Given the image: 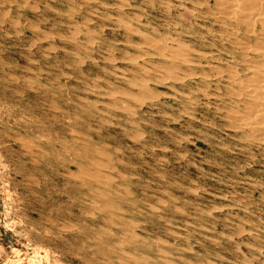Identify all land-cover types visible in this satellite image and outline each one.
Segmentation results:
<instances>
[{"label": "rangeland", "instance_id": "rangeland-1", "mask_svg": "<svg viewBox=\"0 0 264 264\" xmlns=\"http://www.w3.org/2000/svg\"><path fill=\"white\" fill-rule=\"evenodd\" d=\"M209 1L0 0V264H264V147Z\"/></svg>", "mask_w": 264, "mask_h": 264}, {"label": "bare ground", "instance_id": "bare-ground-1", "mask_svg": "<svg viewBox=\"0 0 264 264\" xmlns=\"http://www.w3.org/2000/svg\"><path fill=\"white\" fill-rule=\"evenodd\" d=\"M91 1V0H90ZM103 1V0H102ZM105 1H107V0H105ZM125 1V0H124ZM200 1V0H199ZM206 1V0H205ZM214 1V5H215V7H226V10H223L222 12L223 13H221L220 12V14H221V16L220 17H217V20H219V24L221 25V26H223V27H226V29L229 27V26H231V29L230 30H228V31H224L225 32V34H226V41H228V44H229V48H230V50L229 51H227L226 53H227V55L229 56V60H232V62H233V64H235V66H237V64H238V66H240L241 67V71L239 72H237V73H231V75H230V77L228 78V80H230V82L232 83V84H234L235 85V88H234V91H232L233 93H235V94H233V95H236L237 97H240L241 98V103H242V105H243V112L241 113V115H239V117H238V124L239 125H237V128L238 129H248L249 130V133L250 134H252V133H254V132H256L257 130H258V132H259V137L258 136H248L249 137V139L248 138H246L245 137V139H247V140H249V141H251V142H253L254 144H255V146H257V147H259L260 145H262L263 147H264V0H231V1H229V2H224L223 0H213ZM226 1H228V0H226ZM62 2V1H61ZM111 2V1H110ZM119 2V1H118ZM129 2V1H128ZM139 2V1H138ZM186 2V1H185ZM195 2V1H194ZM202 2V1H201ZM208 2H210L209 0H208ZM66 3V2H65ZM165 2H163V4H164ZM179 3V2H178ZM34 4V3H33ZM55 4V3H54ZM119 4V3H118ZM156 4V3H155ZM167 4V3H166ZM179 4H181V3H179ZM192 4V3H191ZM204 4H205V2H204ZM208 4V3H207ZM114 5V4H113ZM173 5V4H172ZM184 5V4H183ZM194 5H197V4H194ZM211 5H212V3H211ZM30 6V5H29ZM58 6H60L59 4H58ZM67 6V5H66ZM94 6V5H93ZM155 6H157V5H155ZM39 7V6H38ZM61 7V6H60ZM164 7V6H163ZM196 7V6H195ZM37 8V7H36ZM58 8V7H57ZM98 8V7H97ZM102 8V7H101ZM117 8V7H116ZM143 8V7H142ZM161 8V7H160ZM159 8V9H160ZM167 8V7H166ZM209 8H210V6H209ZM208 8V9H209ZM32 9H34V8H32ZM37 9H39V8H37ZM100 9V8H99ZM112 9V8H111ZM162 9V8H161ZM168 9V8H167ZM207 9V11H209ZM220 9V10H219ZM218 10L219 11H221V8H219ZM105 10V9H104ZM131 10V9H130ZM164 10V9H163ZM169 10V9H168ZM178 10H180V9H178ZM178 10H176V11H178ZM193 10L195 11V8H193ZM198 10V9H197ZM196 10V11H197ZM201 10V9H200ZM206 10V9H205ZM108 11V10H107ZM158 11V10H157ZM161 11V10H160ZM185 11V10H184ZM195 11V12H196ZM204 11V10H203ZM217 11V10H216ZM141 12V11H140ZM169 12V11H168ZM187 12V11H186ZM201 12V11H200ZM205 12V11H204ZM215 12V11H214ZM214 12H212V13H210V14H213ZM127 13V12H126ZM134 13H135V11H134ZM149 13H151L150 11H149ZM173 13V12H172ZM178 13V12H177ZM209 12H207L206 14H208ZM218 13V12H217ZM19 14V13H18ZM49 14H51V13H49ZM115 14H116V12H115ZM118 14V13H117ZM156 14H158V13H156ZM156 14H154V15H156ZM168 14V13H167ZM182 13H180L179 15H181ZM197 14V13H196ZM206 14H204V15H206ZM209 14V15H210ZM53 15V14H52ZM57 15V14H56ZM137 15H139V14H137ZM191 15V14H190ZM193 15H195V14H193ZM214 15V14H213ZM27 16V15H26ZM32 16V15H31ZM48 16V15H47ZM200 16V15H199ZM44 17V16H43ZM42 17V18H43ZM52 17V16H51ZM166 17H167V15H166ZM197 17V16H196ZM195 17V18H196ZM10 18V17H9ZM90 18V17H89ZM161 18V17H160ZM177 18V17H176ZM180 18V17H179ZM194 18V17H193ZM200 18V17H199ZM57 19V18H56ZM75 19V18H74ZM80 19V18H79ZM166 19V18H165ZM173 20H174V18H172ZM178 19V18H177ZM208 19V18H207ZM216 19V18H215ZM17 20H19V19H17ZM17 20H16V23H17ZM37 20H39V19H37ZM65 20V19H64ZM63 20V21H64ZM91 20H92V17H91ZM93 20H95V19H93ZM128 20V19H127ZM182 20V19H181ZM11 21H13V20H11ZM15 21V20H14ZM58 21V20H57ZM61 21V20H60ZM78 21H80V20H78ZM171 21V20H170ZM175 21H177V20H175ZM189 21V20H188ZM191 21H193V20H191ZM212 21V20H211ZM40 22V21H39ZM67 22H69V20H67ZM210 22V21H209ZM10 23V22H9ZM82 23V22H81ZM164 23V22H163ZM168 23V22H167ZM182 23V22H181ZM195 23V22H194ZM216 23H217V21H216ZM18 24H19V22H18ZM124 24H126V23H124ZM172 24V23H171ZM176 24H178V23H176ZM187 24V23H186ZM189 24V23H188ZM196 24H198V23H196ZM206 24V23H205ZM84 25V24H83ZM106 25V24H105ZM175 25V24H174ZM183 25V24H182ZM33 26V25H32ZM37 26V25H36ZM59 26V25H58ZM85 26V25H84ZM96 26V25H95ZM181 26V25H180ZM184 26H186V25H184ZM33 27H35V26H33ZM46 27H48V26H46ZM65 27H67V26H65ZM83 27V26H82ZM91 27H93V26H91ZM111 27V26H110ZM182 27V26H181ZM192 27V26H191ZM204 26H202V28H203ZM206 27H207V25H206ZM31 28V27H30ZM89 28V27H88ZM103 28V27H102ZM184 29H187V28H184ZM193 29V28H192ZM197 29V28H196ZM211 29V28H210ZM47 30V29H46ZM64 30V29H63ZM74 30V29H73ZM86 30V29H85ZM84 30V31H85ZM142 30H144V29H142ZM181 30H182V28H181ZM122 31V30H121ZM158 31V30H157ZM201 31V30H200ZM220 31V30H219ZM218 31V32H219ZM47 32V31H46ZM59 32V31H58ZM64 32V31H63ZM62 32V33H63ZM203 32V31H202ZM208 32V31H207ZM220 32H222L223 33V30L222 31H220ZM220 32H219V34H220ZM44 33V32H43ZM57 33V32H56ZM180 33V35H181V33H183V32H179ZM241 33V34H240ZM46 34V33H45ZM112 34V33H111ZM161 34V33H160ZM173 34V33H172ZM186 34V33H185ZM204 34V33H203ZM53 35H54V33H53ZM107 35V34H106ZM129 35V34H128ZM178 35V34H177ZM202 35V34H201ZM209 35V34H208ZM36 36V35H35ZM83 36V35H82ZM164 36V35H163ZM203 36V35H202ZM220 36V35H219ZM31 37H32V35H31ZM39 37V36H38ZM113 37V36H112ZM183 37V36H182ZM204 37V36H203ZM81 38V37H80ZM121 38V37H120ZM163 38V37H162ZM170 38H172V37H170ZM179 38V37H178ZM197 38V37H196ZM83 39H85V38H83ZM106 39V38H105ZM118 39V38H117ZM161 39V38H160ZM165 39V38H164ZM167 39H169V38H167ZM217 39V38H216ZM86 40V39H85ZM84 40V41H85ZM96 40V39H95ZM115 40V39H114ZM159 40V39H158ZM192 40V39H191ZM190 40V41H191ZM211 40V39H210ZM210 40H209V42H210ZM55 41V40H54ZM123 41V40H122ZM126 41V40H125ZM153 41H155V40H153ZM161 41V40H160ZM167 41V40H166ZM193 41V40H192ZM208 41V40H207ZM223 41V40H222ZM38 42H40V41H38ZM93 42V41H92ZM110 42V41H109ZM127 42V41H126ZM140 42V41H139ZM188 42V41H187ZM196 42V41H195ZM212 42H213V40H212ZM216 42V41H215ZM184 43V42H183ZM182 43V45H185V43L183 44ZM211 43V42H210ZM209 43V44H210ZM49 44V43H48ZM61 44V43H60ZM73 44H75V43H73ZM127 44V43H126ZM163 44V43H162ZM165 44V43H164ZM199 44H200V42H199ZM34 45V44H33ZM45 45V44H44ZM66 45V44H65ZM139 45V44H138ZM215 45V44H214ZM221 45V44H220ZM156 46V45H155ZM154 46V47H155ZM218 46V45H217ZM107 47V46H106ZM159 47V46H158ZM161 47V46H160ZM162 47H164V46H162ZM183 47V46H182ZM186 47H188V46H186ZM197 47V46H196ZM224 47V46H223ZM223 47H220V48H223ZM227 47V46H226ZM57 48V47H56ZM71 48V47H70ZM94 48V47H93ZM120 48V47H119ZM127 48V47H126ZM145 48V47H144ZM155 48H157V47H155ZM79 49V48H78ZM102 49H105V48H102ZM150 49V48H149ZM189 49H192L191 47L189 48ZM228 49V48H227ZM42 50V49H41ZM44 50V49H43ZM141 51H142V49H140ZM188 50V49H187ZM186 50V51H187ZM193 50V49H192ZM199 50V49H198ZM221 50V49H220ZM138 51V50H137ZM183 51V50H182ZM39 52V51H38ZM75 52V51H74ZM159 52V51H158ZM168 52V51H167ZM173 52H175V51H173ZM173 52H171V53H173ZM201 52V51H200ZM218 52V51H217ZM61 53H63V52H61ZM107 53H110V52H107ZM184 53V52H183ZM212 53V52H211ZM53 54V53H52ZM119 54V53H118ZM131 54V53H130ZM209 54V53H208ZM75 55V54H74ZM107 55V54H106ZM134 55V54H133ZM163 55V54H162ZM179 55V54H178ZM185 55V54H184ZM67 56V55H66ZM145 56V55H144ZM149 56V55H148ZM180 56V55H179ZM200 56V58H202V59H205V56L206 55H204V54H200L199 55ZM106 57H110V55L109 56H106ZM111 57H112V55H111ZM141 57V56H140ZM167 57V56H166ZM172 57V56H171ZM210 57V56H209ZM225 57H227V56H225ZM99 58V57H98ZM101 58V57H100ZM103 58V57H102ZM131 58H133V57H131ZM174 58V57H173ZM179 58V57H178ZM182 58H185V56L184 57H182ZM54 59V58H53ZM69 59V58H68ZM91 59V58H90ZM141 59V58H140ZM216 59V58H215ZM218 59V58H217ZM216 59V60H217ZM43 60V59H42ZM45 60V59H44ZM76 60V59H75ZM133 60V59H132ZM221 60V59H220ZM88 61V60H87ZM133 61H135V60H133ZM172 61V60H171ZM180 61V60H179ZM184 61V60H183ZM186 61H188V60H186ZM198 61V60H197ZM34 62H36V61H34ZM48 62V61H47ZM57 62H59V61H57ZM67 62V61H66ZM81 62V61H80ZM79 62V63H80ZM226 62V61H225ZM78 63V62H77ZM135 63V62H134ZM169 63H171V62H169ZM194 63H196V62H194ZM199 63V62H198ZM202 63V62H201ZM212 63V62H211ZM214 63V62H213ZM48 64V63H47ZM63 64V63H62ZM132 64V63H131ZM206 64V63H205ZM216 64V63H215ZM40 65V64H39ZM117 65H119V64H117ZM116 65V66H117ZM218 65V64H217ZM37 66V65H36ZM35 66V67H36ZM43 66V65H42ZM69 66V65H68ZM122 66V65H121ZM173 66V65H172ZM209 66V65H208ZM228 66H229V64H228ZM227 66V67H228ZM44 67V66H43ZM130 67V66H129ZM168 67V66H167ZM218 67H220V66H217V68H216V66H215V68H216V70L218 69ZM225 67V66H224ZM125 68V67H124ZM172 68V67H171ZM174 68V67H173ZM181 68V67H180ZM184 68V67H183ZM44 69V68H43ZM82 69V68H81ZM88 69V68H87ZM86 69V70H87ZM112 69V68H111ZM126 69V68H125ZM168 69H170V68H168ZM48 70V69H47ZM49 70H51V69H49ZM180 70V69H179ZM214 70V69H213ZM225 70V69H224ZM237 70V69H236ZM57 71V70H56ZM112 71V70H111ZM130 71V70H129ZM194 71V70H193ZM54 72V71H53ZM60 72V71H59ZM62 72V71H61ZM114 72V71H113ZM134 72V71H133ZM136 72V71H135ZM168 72H173V71H168ZM204 72V71H203ZM211 72V71H210ZM217 72V71H216ZM218 72H220V71H218ZM224 72V71H223ZM228 72V71H227ZM173 73H175V72H173ZM190 73H191V70H190ZM205 73H207V72H205ZM45 74V73H44ZM61 74V73H60ZM79 74V73H78ZM82 74V73H81ZM93 74V73H92ZM103 74V73H102ZM117 74V73H116ZM115 74V75H116ZM151 74V73H150ZM194 74V73H193ZM199 74V73H198ZM197 74V75H198ZM8 75V74H7ZM31 75V74H30ZM36 75V74H35ZM46 75V74H45ZM128 75V74H127ZM130 75H132V74H130ZM129 75V76H130ZM182 75V74H181ZM203 75V74H202ZM205 75V74H204ZM203 75V76H204ZM214 75V74H213ZM227 75V74H226ZM29 76V75H28ZM78 76V75H77ZM118 76H120V75H118ZM124 76V75H123ZM126 76V75H125ZM128 76V77H129ZM179 76V75H178ZM207 76V75H206ZM41 77V76H40ZM113 77V76H112ZM172 77H174V76H172ZM171 77V78H172ZM181 77V76H180ZM183 77V76H182ZM193 77V76H192ZM210 77V76H209ZM108 78V77H107ZM141 78V77H140ZM202 78V77H201ZM44 79V78H43ZM129 79V78H128ZM143 79V78H142ZM149 79V78H148ZM147 79V80H148ZM177 79V78H176ZM183 79V78H182ZM192 79V78H191ZM190 79V80H191ZM204 79V78H203ZM64 80V79H63ZM116 80V79H115ZM122 80V79H121ZM163 80V79H162ZM181 80V79H180ZM189 80V79H188ZM196 80V79H195ZM216 80V79H215ZM74 81V80H73ZM93 81V80H92ZM104 81V80H103ZM127 81V80H126ZM197 81V80H196ZM227 81V80H226ZM226 81H225V83H226ZM35 82V81H34ZM61 82H62V80H61ZM65 82V81H64ZM163 82V81H162ZM174 82H175V80H174ZM199 82H202V81H199ZM91 83V82H90ZM131 83V82H130ZM141 83H143V82H141ZM189 83V82H188ZM191 83V82H190ZM223 83V82H222ZM72 84V83H71ZM77 84V83H76ZM117 84V83H116ZM168 84V83H167ZM192 84V83H191ZM204 84V83H203ZM207 84V83H206ZM41 85H43V84H41ZM56 85V84H55ZM69 85V84H68ZM103 85V84H102ZM126 85V84H125ZM127 85H129V84H127ZM137 85V84H136ZM152 85V84H151ZM39 86V85H38ZM43 86H45V84L43 85ZM183 86V85H182ZM207 86V85H206ZM224 86V85H223ZM31 87V86H30ZM159 87V86H158ZM222 87V86H221ZM217 88V87H216ZM215 88V89H216ZM32 89V88H31ZM108 89H110V88H108ZM162 89V88H161ZM196 89V88H195ZM198 89H199V87H198ZM218 89V88H217ZM138 90V89H137ZM151 90V89H150ZM178 90H179V88H178ZM194 90V89H193ZM200 90V89H199ZM104 91V90H103ZM183 91H185V89L183 90ZM191 91V90H190ZM226 91V90H225ZM132 92H134L133 91V89H132ZM161 92V91H160ZM205 92V91H204ZM208 92V91H207ZM215 92V91H214ZM47 93V92H46ZM117 93V92H116ZM145 93H146V91H145ZM184 93V92H183ZM188 93H190L189 91H188ZM222 93V92H221ZM119 94V93H118ZM128 94V93H127ZM132 94V93H131ZM170 94V93H169ZM186 94H187V92H186ZM205 94V93H204ZM212 94V93H211ZM215 94V93H214ZM228 94H230V93H228ZM227 94V95H228ZM50 95V94H49ZM80 95V94H79ZM78 95V96H79ZM134 95V94H133ZM179 96H180V94H178ZM207 95V94H206ZM205 95V96H206ZM39 96V95H38ZM68 96V95H67ZM77 96V97H78ZM217 96V95H216ZM41 97V96H40ZM52 97V96H51ZM85 97H87V95L85 96ZM138 97V96H137ZM203 97V96H202ZM30 98V97H29ZM82 98V97H81ZM168 98V97H167ZM181 98H182V96H181ZM184 98V97H183ZM231 98V97H230ZM234 98V97H233ZM244 98V99H243ZM35 99V98H34ZM47 99H49V98H47ZM52 99V98H51ZM69 99H70V97H69ZM169 99V98H168ZM172 99V98H171ZM187 99V98H186ZM203 99V98H202ZM22 100V99H21ZM36 100V99H35ZM39 100V99H38ZM37 100V101H38ZM164 100V99H163ZM174 100V99H173ZM177 100V99H176ZM208 100V99H207ZM237 100V99H236ZM41 101V100H40ZM44 101V100H43ZM57 101H58V97H57ZM161 101V100H160ZM175 101V100H174ZM50 102V101H49ZM61 102V101H60ZM142 102V101H141ZM153 102H155V101H153ZM152 102V103H153ZM176 102V101H175ZM158 103V102H157ZM180 103V102H179ZM239 103V102H238ZM30 104V103H29ZM37 104V103H36ZM60 104V103H59ZM65 104V103H64ZM144 104V103H143ZM147 104V103H146ZM163 104V103H162ZM215 104V103H214ZM31 105V104H30ZM44 105V104H43ZM152 105V104H151ZM171 105V104H170ZM202 105V104H201ZM228 105V104H227ZM41 106H42V104H41ZM48 106V105H47ZM75 106V105H74ZM100 106V105H99ZM215 106H216V104H215ZM214 106V107H215ZM218 106V105H217ZM54 107V106H53ZM62 107V106H61ZM66 107V106H65ZM145 107V106H144ZM162 107V106H161ZM175 107V106H174ZM205 107V106H204ZM208 107V106H207ZM71 108H73V107H71ZM150 108V107H149ZM216 108H218V107H216ZM66 109V108H65ZM121 109V108H120ZM147 109V108H146ZM145 109V110H146ZM152 109V108H151ZM163 109V108H162ZM222 109V108H221ZM224 109V108H223ZM234 109V108H233ZM71 110V109H70ZM144 110V109H143ZM188 110V109H187ZM203 110V109H202ZM205 110V109H204ZM203 110V111H204ZM230 110V109H229ZM228 110V111H229ZM235 110V109H234ZM49 111V110H48ZM47 111V112H48ZM149 111H151V110H149ZM148 111V112H149ZM158 111H159V108H158ZM211 111V110H210ZM217 111H218V109H217ZM236 111V110H235ZM235 111H234V113H235ZM51 112H54V111H51ZM130 112V111H129ZM147 112V111H146ZM177 112V111H176ZM181 112H183V111H181ZM213 112V111H212ZM231 112V111H230ZM143 113V112H142ZM170 113V112H169ZM201 113V112H200ZM214 113V112H213ZM44 113H42V115H43ZM131 114V113H130ZM171 114V113H170ZM225 114V113H224ZM228 114V113H227ZM239 114V113H238ZM58 115V114H57ZM61 115V114H60ZM71 115V114H70ZM73 115V114H72ZM101 115V114H100ZM126 115V114H125ZM195 115V114H194ZM203 115V114H202ZM205 115V114H204ZM210 115H211V113H210ZM214 115V114H213ZM229 115H231V114H229ZM233 115H235V114H233ZM48 116H49V114H48ZM190 116V115H189ZM192 116V115H191ZM200 116V115H199ZM60 117V116H59ZM128 117V116H127ZM145 117V116H144ZM203 117V116H202ZM209 117H211V116H209ZM233 117V116H232ZM236 117V116H235ZM235 117H233V118H231V119H235ZM62 118H63V116H62ZM73 118V117H72ZM119 118V117H118ZM136 118H138V117H136ZM155 118V117H154ZM201 118V117H200ZM212 118V117H211ZM216 118V120H217V117H215ZM97 119H99V118H97ZM135 119V118H134ZM146 119V118H145ZM158 119H159V117H158ZM162 119V118H161ZM173 119V118H172ZM185 119V118H184ZM203 119V118H202ZM213 119V118H212ZM229 119V118H228ZM230 119V120H231ZM51 120V119H50ZM136 120V119H135ZM160 120V119H159ZM158 120V121H159ZM189 120V119H188ZM200 120V119H199ZM65 121H67V120H65ZM193 121V120H192ZM201 121H203V120H201ZM213 121V120H212ZM106 122V121H105ZM150 122V121H149ZM162 122V121H161ZM165 122V121H164ZM215 122V121H214ZM222 122V121H221ZM67 123V122H66ZM223 123H224V121H223ZM225 123H226V121H225ZM228 123V122H227ZM57 124V123H56ZM162 124V123H161ZM195 124V123H194ZM166 125V124H165ZM168 125V124H167ZM186 125V124H185ZM230 125V124H229ZM232 125H235V127H236V124H232ZM138 126V125H137ZM173 126V125H172ZM190 126V125H189ZM214 126V125H213ZM231 126V125H230ZM62 127V126H61ZM176 127V126H175ZM179 127H180V125H179ZM185 127V126H184ZM209 127V126H208ZM223 127V126H222ZM232 127V126H231ZM147 128V127H146ZM151 128V127H150ZM172 128V127H171ZM170 128V129H171ZM181 128V127H180ZM61 129V128H60ZM74 129V128H73ZM186 129V128H185ZM206 129V128H205ZM205 129H203L202 128V130L204 131ZM230 129H232V128H230ZM114 130V129H113ZM112 130V131H113ZM144 130V129H143ZM147 130V129H146ZM63 131V130H62ZM149 131V130H148ZM164 131V130H163ZM169 131V130H168ZM183 131V130H182ZM211 131V130H210ZM68 132V131H67ZM152 132V131H151ZM157 132V131H156ZM179 132V131H178ZM225 132H227L226 130H225ZM240 132H242V131H240ZM245 132V131H244ZM246 132H248V131H246ZM74 133H75V131H74ZM114 133H116V132H114ZM173 133V132H172ZM175 133V132H174ZM173 133V134H174ZM180 133H181V131H180ZM183 133V132H182ZM214 133V132H213ZM230 133V132H229ZM117 134V133H116ZM121 134H123V133H121ZM177 134V133H176ZM220 134V133H219ZM226 134V133H225ZM55 135V134H54ZM119 135V134H118ZM118 135H116V137L118 136ZM125 135V134H124ZM188 135V134H187ZM198 135V134H197ZM196 135V136H197ZM240 135V134H239ZM243 135V134H242ZM137 136V135H136ZM164 136V135H163ZM184 136V135H183ZM226 136V135H225ZM231 136V135H230ZM244 136V135H243ZM15 137V136H14ZM52 137V136H51ZM71 137V136H70ZM123 137V136H122ZM121 137V138H122ZM125 137V136H124ZM148 137V136H147ZM175 137V136H174ZM181 137V136H180ZM237 137H239V136H237ZM28 138V137H27ZM131 138V137H130ZM26 139V138H25ZM49 139V138H48ZM120 139V138H119ZM154 139V138H153ZM158 139V138H157ZM169 139V138H168ZM175 139V138H174ZM220 139V138H219ZM244 139V138H243ZM24 140V139H23ZM26 140H29V139H26ZM122 140V139H121ZM128 140V139H127ZM126 140V141H127ZM179 140V139H178ZM188 140V139H187ZM225 140V139H224ZM31 141V140H30ZM223 141V140H222ZM20 142V141H19ZM116 142H118V141H116ZM153 142V141H152ZM181 142V141H180ZM188 142H190V141H188ZM194 142V141H193ZM214 143H215V141H213ZM212 142V143H213ZM225 142V141H224ZM228 142V141H227ZM238 142V141H237ZM130 143V142H129ZM145 143V142H144ZM35 144V143H34ZM117 144V143H116ZM150 144V143H149ZM239 144V143H238ZM142 145H144V144H142ZM176 145V144H175ZM134 146V145H133ZM132 146V147H133ZM141 146V145H140ZM199 146V145H198ZM222 146V145H221ZM102 147V146H101ZM129 147V146H128ZM136 147V146H135ZM139 147V146H138ZM179 147V146H178ZM183 147V146H182ZM194 147V146H193ZM241 147V146H240ZM38 148V147H37ZM137 148V147H136ZM142 148V147H141ZM212 148V147H211ZM214 148V147H213ZM144 149V148H143ZM153 149V148H152ZM178 149V148H177ZM192 149V148H191ZM194 149V148H193ZM209 149V148H208ZM234 149V148H233ZM264 149V148H263ZM115 150V149H114ZM118 150V149H117ZM136 150V149H135ZM176 150V149H175ZM185 150V149H184ZM190 150V149H189ZM205 150H207V149H205ZM221 150V149H220ZM219 150V151H220ZM225 150V149H224ZM249 150V149H248ZM247 150V151H248ZM250 150H252V149H250ZM249 150V151H250ZM257 150V149H256ZM30 151H32V150H30ZM144 151V150H143ZM180 151V150H179ZM195 151V150H194ZM239 151L240 150H238V153H239ZM243 151V150H242ZM160 152V151H159ZM169 152V151H168ZM176 152V151H175ZM208 152V151H207ZM260 152V151H259ZM261 152H263V151H261ZM35 153V152H34ZM63 153V152H62ZM79 153V152H78ZM153 153V152H152ZM184 153V152H183ZM197 153H198V151H197ZM196 153V154H197ZM228 153V152H227ZM245 153V152H244ZM252 153V152H251ZM253 153H255L254 152V150H253ZM253 153H252V155H253ZM61 154V153H60ZM148 154H149V152H148ZM147 154V155H148ZM155 154V153H154ZM203 154V153H202ZM220 154V153H219ZM226 154V153H225ZM224 154V155H225ZM231 154V153H230ZM140 155H143V153L142 154H140ZM186 155V154H185ZM200 155V154H199ZM205 155V154H204ZM222 155V154H221ZM238 155V154H237ZM254 155H256V154H254ZM79 156V155H78ZM82 156V155H81ZM154 156V155H153ZM192 156V155H191ZM203 156V155H202ZM216 156V155H215ZM257 156V155H256ZM184 157V156H183ZM187 157V156H186ZM222 157V156H221ZM246 157V156H245ZM255 157V156H254ZM259 157V156H258ZM29 158V157H28ZM161 158V157H160ZM166 158V157H165ZM201 158H203V157H201ZM211 158V157H210ZM209 158V159H210ZM218 158H219V156H218ZM250 158V157H249ZM252 158V157H251ZM97 159V158H96ZM116 159V158H115ZM183 159V158H182ZM199 159V158H198ZM212 159V158H211ZM216 159V158H215ZM228 159V158H227ZM239 159V158H238ZM36 160V159H35ZM38 160V159H37ZM151 160V159H150ZM176 160V159H175ZM263 160V159H262ZM143 161V160H142ZM178 161V160H177ZM206 161V160H205ZM212 161V160H211ZM214 161H216V160H214ZM218 161H219V159H218ZM235 161V160H234ZM239 161V160H238ZM246 161V160H245ZM251 161H253V160H251ZM65 162V161H64ZM152 162V161H151ZM154 162H156V161H154ZM236 162V161H235ZM249 162V161H248ZM137 163V162H136ZM146 163V162H145ZM161 163V162H160ZM198 163V162H197ZM258 163V162H257ZM260 163V162H259ZM138 164V163H137ZM140 164V163H139ZM150 164V163H149ZM195 164V163H194ZM235 164V163H234ZM263 164V163H262ZM88 165H89V163H88ZM91 165V164H90ZM161 165V164H160ZM199 165H200V163H199ZM222 165V164H221ZM225 165V164H224ZM197 166V165H196ZM231 166V165H230ZM36 167V166H35ZM71 166H68V168H70ZM144 167V166H143ZM155 167V166H154ZM209 167V166H208ZM238 167V166H237ZM244 167V166H243ZM38 168V167H37ZM147 168V167H146ZM197 168V167H196ZM216 168V167H215ZM252 168V167H251ZM258 168V167H257ZM42 169V168H41ZM156 169V168H155ZM245 169V168H244ZM256 169V168H255ZM83 170V169H82ZM89 170V169H88ZM91 170V169H90ZM154 170V169H153ZM210 170V169H209ZM227 170V169H226ZM237 170V169H236ZM247 170H248V168H247ZM250 170V169H249ZM262 170V169H261ZM246 171V170H245ZM251 171V170H250ZM60 172H62V171H60ZM65 172V171H64ZM73 172V171H72ZM86 172V171H85ZM89 172H91V171H89ZM132 172V171H131ZM222 172V171H221ZM225 172V171H224ZM67 173V172H66ZM75 173H77V172H75ZM94 173V174H93ZM93 173H91V174H93V175H95V172H93ZM142 173V172H141ZM153 173V172H152ZM161 173V172H160ZM199 173V172H198ZM202 173V172H201ZM200 173V174H201ZM251 173V172H250ZM253 173V172H252ZM257 173V172H256ZM89 174V173H88ZM158 174V173H157ZM234 174V173H233ZM244 174H245V172H244ZM46 175V174H45ZM49 175V174H48ZM61 175H63V174H61ZM70 175V174H69ZM71 175H73V176H75L74 174H71ZM79 175V174H78ZM86 175V174H85ZM131 175V174H130ZM135 175H136V173H135ZM134 175V176H135ZM138 175V174H137ZM160 175V174H159ZM211 175V174H210ZM221 175V174H220ZM232 175V174H231ZM239 175V174H238ZM262 175V174H261ZM26 176V175H25ZM77 176V175H76ZM219 176V175H218ZM227 176V175H226ZM225 176V177H226ZM242 176V175H241ZM244 176V175H243ZM256 176V175H255ZM169 177V176H168ZM172 177V176H171ZM235 177V176H234ZM78 178V177H77ZM82 178H83V175H82ZM143 178H144V176H143ZM146 178H149V177H146ZM164 178V177H163ZM218 178V177H217ZM230 178V177H229ZM264 178V177H263ZM111 179V178H110ZM169 179V178H168ZM174 179V178H173ZM215 179V178H214ZM235 179V178H234ZM63 180V179H62ZM65 180V179H64ZM84 180V179H83ZM108 180V179H107ZM151 180V179H150ZM154 180V179H153ZM175 180V179H174ZM239 180H241V179H239ZM264 180V179H263ZM59 181V180H58ZM67 181V180H66ZM66 181H64V183L66 182ZM139 181V180H138ZM141 181V180H140ZM180 181V180H179ZM217 181V180H216ZM246 181V180H245ZM26 182H28V181H26ZM34 182V181H33ZM36 182V181H35ZM71 182V181H70ZM95 182V181H94ZM170 182V181H169ZM176 182V181H175ZM181 182V181H180ZM38 183V182H37ZM214 183H215V181H214ZM226 183V182H225ZM231 183V182H230ZM230 183H228V184H230ZM55 184V183H54ZM114 184H115V182H114ZM164 184V183H163ZM170 184V183H169ZM249 184V183H248ZM62 185V184H61ZM220 185V184H219ZM222 186H223V184H221ZM243 185V184H242ZM250 185V184H249ZM64 186V185H63ZM63 186H62V188H63ZM65 186H66V184H65ZM120 186V185H119ZM188 186V185H187ZM237 186V185H236ZM251 186H253V185H251ZM117 187H118V185H117ZM154 187H156V186H154ZM198 187V186H197ZM248 187V186H247ZM68 188V187H67ZM158 188H160V187H158ZM213 188V187H212ZM217 188V187H216ZM237 188V187H236ZM239 188V187H238ZM243 188H245V187H243ZM264 188V187H263ZM75 189V188H74ZM73 189V190H74ZM144 189V188H143ZM165 189V188H164ZM169 189V188H168ZM194 189H196V188H194ZM220 189V188H219ZM232 189V188H231ZM258 189V188H257ZM68 191H69V189H67ZM140 190V189H139ZM138 190V191H139ZM235 190H237V189H235ZM246 190V189H245ZM254 190V189H253ZM116 191V190H115ZM134 191V190H133ZM137 191V190H136ZM144 191H145V189H144ZM151 191V190H150ZM149 191V192H150ZM161 191V190H160ZM162 191H163V189H162ZM171 191V190H170ZM178 191V190H177ZM195 191V190H194ZM202 191V190H201ZM243 191V190H242ZM248 191V190H247ZM262 191V190H261ZM73 192V191H72ZM155 192V191H154ZM185 192V191H184ZM200 192V191H199ZM207 192V191H206ZM222 192V191H221ZM221 192H219V193H221ZM158 193V192H157ZM175 193V192H174ZM215 193V192H214ZM224 193V192H223ZM261 193V192H260ZM264 193V192H263ZM143 194V193H142ZM161 194V193H160ZM176 194V193H175ZM180 194V193H179ZM181 194H182V192H181ZM180 194V195H181ZM184 194V193H183ZM192 194V193H191ZM226 194V193H225ZM230 194V193H229ZM101 195V194H100ZM154 195V194H153ZM156 195V194H155ZM187 195V194H186ZM218 195V194H217ZM253 195V194H252ZM262 195V194H261ZM260 195V196H261ZM143 196V195H142ZM208 196V195H207ZM241 196V195H240ZM165 197V196H164ZM168 197V196H167ZM171 197V196H170ZM205 197V196H204ZM249 197V196H248ZM258 197V196H257ZM262 197V196H261ZM58 198V197H57ZM68 198H69V196H68ZM67 198V199H68ZM80 198H82V197H80ZM141 198V197H140ZM210 198V197H209ZM232 198V197H231ZM194 199H195V197H194ZM193 199V200H194ZM203 199V198H202ZM228 199V198H227ZM65 200V199H64ZM91 200V199H90ZM140 200V199H139ZM165 200V199H164ZM185 200H186V198H185ZM235 200V199H234ZM255 200V199H254ZM260 200H262V199H260ZM166 201V200H165ZM169 201V200H168ZM177 201V200H176ZM204 201H206V200H204ZM247 201H249V200H247ZM253 201V200H252ZM56 202V201H55ZM61 202V201H60ZM59 202V203H60ZM70 202V201H69ZM72 202V201H71ZM85 202V201H84ZM140 202V201H139ZM152 202V201H151ZM196 202V201H195ZM219 202V201H218ZM221 202V201H220ZM229 202V201H228ZM241 202H243V201H241ZM245 202V201H244ZM261 202V201H260ZM260 202H259V204H260ZM264 202V201H263ZM1 203H2V201H1ZM149 203V202H148ZM166 203V202H165ZM214 203V202H213ZM238 203V202H237ZM254 203V202H253ZM258 203V202H257ZM54 204V203H53ZM67 204V203H66ZM70 204V203H69ZM222 204V203H221ZM229 204V203H228ZM52 205V204H51ZM51 205H50V207H51ZM58 205V204H57ZM57 205H55V206H57ZM155 205V204H154ZM193 205V204H192ZM198 205V204H197ZM225 205V204H224ZM245 205H246V203H245ZM65 206V205H64ZM77 206V205H76ZM146 206V205H145ZM150 206V205H149ZM148 206V207H149ZM194 206V205H193ZM201 206V205H200ZM210 206H212V205H210ZM216 206V205H215ZM229 206V205H228ZM227 206V207H228ZM49 207V206H48ZM68 207V206H67ZM71 207V206H70ZM74 207V206H73ZM72 207V208H73ZM108 207V206H107ZM153 207V206H152ZM164 207V206H163ZM177 207V206H176ZM175 207V208H176ZM235 207H238V206H235ZM262 207V206H261ZM155 208V207H154ZM182 208V207H181ZM218 208V207H217ZM221 208V207H220ZM252 208V207H251ZM43 209H44V207H43ZM61 209V208H60ZM140 209V208H139ZM189 209H192V208H190L189 207ZM260 209V208H259ZM3 210V209H2ZM75 210V209H74ZM96 210H98V209H96ZM129 210V209H128ZM131 210V209H130ZM182 210V209H181ZM186 210H188V209H186ZM245 210H246V208H245ZM44 211V210H43ZM79 211V210H78ZM162 211V210H161ZM176 211V210H175ZM197 211V210H196ZM236 211H237V209H236ZM248 211H250V210H248ZM79 212H81L80 214H83L82 213V211H79ZM152 212V211H151ZM164 212V211H163ZM167 212V211H166ZM225 212V211H224ZM229 212V211H228ZM243 212V211H242ZM261 212V211H260ZM42 213V212H41ZM46 213V212H45ZM59 213H61V211L59 212ZM67 213V212H66ZM161 213V212H160ZM217 213V212H216ZM231 213V212H230ZM237 213V212H236ZM241 213V212H240ZM62 214H64V213H62ZM76 214V213H75ZM159 214V213H158ZM212 214V213H211ZM250 214V213H249ZM253 214V213H252ZM55 215H57V214H55ZM144 215V214H143ZM148 215V214H147ZM214 215H215V213H214ZM220 215V214H219ZM241 215V214H240ZM244 215H246V214H244ZM263 215V214H262ZM115 216V215H114ZM178 216V215H177ZM213 216V215H212ZM250 216H252V215H250ZM259 216V215H258ZM45 217V216H44ZM53 217V216H52ZM61 217H62V215H61ZM123 217V216H122ZM172 217V216H171ZM218 217V216H217ZM230 217V216H229ZM240 217H242V216H240ZM54 218V217H53ZM82 218H84V217H82ZM89 218V217H88ZM148 218H149V216H148ZM170 218V217H169ZM174 218V217H173ZM227 218H228V216H227ZM253 218V217H252ZM260 218V217H259ZM44 219V218H43ZM58 219H59V221H60V218L58 217ZM66 219V218H65ZM118 219V218H117ZM179 219V218H178ZM182 219V218H181ZM210 219V218H209ZM255 219V218H254ZM45 220V219H44ZM51 220V219H50ZM55 220V219H54ZM81 220V219H80ZM247 220H249V219H247ZM256 220V219H255ZM52 221V220H51ZM83 221V220H82ZM98 221H101V220H98ZM200 221H202V220H200ZM211 221V220H210ZM231 221V220H230ZM61 222V221H60ZM63 222V221H62ZM80 222V221H79ZM92 222V221H91ZM160 222V221H159ZM168 222V221H167ZM166 222V223H167ZM174 222V221H173ZM180 222V221H179ZM186 222V221H185ZM223 222H225V221H223ZM254 222V221H253ZM71 223V222H70ZM101 223V222H100ZM111 223V222H110ZM143 223V222H142ZM161 223V222H160ZM181 223V222H180ZM184 223V222H183ZM188 223V222H187ZM189 223H190V221H189ZM193 223V222H192ZM236 223V222H235ZM102 224V223H101ZM162 224V223H161ZM226 224V223H225ZM237 225H238V223H236ZM61 225V224H60ZM105 225V224H104ZM184 225V224H183ZM194 225H195V223H194ZM205 225V224H204ZM59 226V225H58ZM71 226V225H70ZM146 225H144V227H145ZM178 226V225H177ZM210 226V225H209ZM262 226V225H261ZM156 227H157V225H156ZM159 227V226H158ZM157 227V228H158ZM164 227V226H163ZM170 227V226H169ZM188 227V226H187ZM198 227H200V226H198ZM205 227V226H204ZM234 227V226H233ZM254 227V226H253ZM73 228V227H72ZM224 228V227H223ZM107 229V228H106ZM115 229V228H114ZM187 229V228H186ZM205 229V228H204ZM218 229V228H217ZM245 229V228H244ZM45 230V229H44ZM53 230H55V229H53ZM158 230H159V228H158ZM234 230V229H233ZM154 231V230H153ZM160 231V230H159ZM185 230H183V232H184ZM228 231V230H227ZM230 231H231V229H230ZM162 232H164V231H162ZM221 232V231H220ZM254 232V231H253ZM257 232V231H256ZM261 232V231H260ZM205 234H206V232H204ZM217 233V232H216ZM144 234V233H143ZM155 234V233H154ZM177 234V233H176ZM182 234V233H181ZM211 234V233H210ZM214 234V233H213ZM229 234V233H228ZM253 234V233H252ZM129 235V234H128ZM152 235V234H151ZM218 235V234H217ZM237 235V234H236ZM81 236V235H80ZM114 236V235H113ZM132 237H134V235H131ZM159 236V235H158ZM208 236H209V234H208ZM257 236V235H256ZM255 236V237H256ZM73 237H74V235H73ZM146 237H147V235H146ZM165 237V236H164ZM247 237H248V235H247ZM263 237V236H262ZM261 237V238H262ZM153 238H155L154 236H153ZM157 238V237H156ZM221 238V237H220ZM69 239V238H68ZM76 239H77V237H76ZM163 239V238H162ZM228 239V238H227ZM235 239V238H234ZM71 240V239H70ZM82 240H84V239H82ZM165 240H167V239H165ZM169 240V239H168ZM207 240V239H206ZM209 240V239H208ZM225 240V239H224ZM239 240V239H238ZM241 240H242V238H241ZM252 240V239H251ZM250 240V241H251ZM73 241H74V238H73ZM158 241V240H157ZM64 242H65V240H64ZM63 242V243H64ZM71 242V241H70ZM80 242H82V241H80ZM84 242V241H83ZM170 242V241H169ZM206 242V241H205ZM248 242V241H247ZM247 242H245V243H247ZM60 243H62V242H60ZM193 243V242H192ZM229 243H230V241H229ZM257 243V242H256ZM261 243V242H260ZM56 244V243H55ZM66 244H68V243H66ZM74 244V243H73ZM72 244V245H73ZM76 244V243H75ZM88 244V243H87ZM172 244V243H171ZM197 244V243H196ZM205 244V243H204ZM71 245V244H70ZM193 245V244H192ZM210 245V244H209ZM233 245V244H232ZM251 245V244H250ZM264 245V244H263ZM56 246V245H55ZM245 246V245H244ZM258 246V245H257ZM260 246V245H259ZM59 247H61V246H59ZM82 247V246H81ZM192 247V246H191ZM209 247H211V246H209ZM232 247V246H231ZM253 247V246H252ZM256 247V246H255ZM64 248V247H63ZM67 248V247H66ZM69 248H71V247H69ZM166 248V247H165ZM221 248V247H220ZM243 248V247H242ZM76 249V248H75ZM167 249V248H166ZM192 249V248H191ZM202 249H204V248H202ZM209 249V248H208ZM211 249V248H210ZM218 249V248H217ZM232 249V248H231ZM248 249V248H247ZM246 249V250H247ZM73 250V249H72ZM205 250V249H204ZM228 250V249H227ZM230 250V249H229ZM245 250V251H246ZM67 251V250H66ZM197 251V250H196ZM206 251H208V250H206ZM205 251V252H206ZM217 251V250H216ZM44 252V251H43ZM134 252V251H133ZM213 252V251H212ZM142 253V252H141ZM248 253V252H247ZM250 253V252H249ZM219 254V253H218ZM244 254V253H243ZM254 254V253H253ZM74 255V254H73ZM79 255V254H78ZM176 255V254H175ZM184 255V254H183ZM222 255V254H221ZM239 255V254H238ZM250 255H252V254H250ZM77 256V255H76ZM184 256H186V255H184ZM206 256V255H205ZM214 256V255H213ZM240 256V255H239ZM207 257V256H206ZM225 257V256H224ZM230 257V256H229ZM246 257H248V256H246ZM245 257V258H246ZM85 258V257H84ZM129 258V257H128ZM250 258V257H249ZM192 259V258H191ZM195 259V258H194ZM208 259H210V258H208ZM232 259V258H231ZM235 259H236V257H235ZM102 260V259H101ZM239 260V259H238ZM243 260V259H242ZM213 261V260H212ZM261 261V260H260ZM217 262V261H216ZM237 262V261H236ZM262 262V261H261ZM10 263V262H9ZM224 263V262H223ZM222 263V264H223ZM231 264V263H230ZM241 264V263H240Z\"/></svg>", "mask_w": 264, "mask_h": 264}]
</instances>
